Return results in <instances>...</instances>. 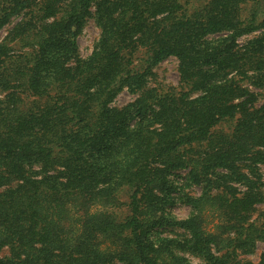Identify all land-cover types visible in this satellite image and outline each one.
Here are the masks:
<instances>
[{
	"label": "trees",
	"instance_id": "1",
	"mask_svg": "<svg viewBox=\"0 0 264 264\" xmlns=\"http://www.w3.org/2000/svg\"><path fill=\"white\" fill-rule=\"evenodd\" d=\"M191 1L0 0V31L21 17L0 42V264H188L183 253L241 264L264 243V212L251 221L264 204V104L242 87L264 88V0ZM93 4L101 37L75 62ZM171 56L181 92L107 107ZM224 121L234 124L217 130ZM123 188L129 214L118 221L102 208ZM176 202L187 219L169 212ZM171 229L189 238L164 237Z\"/></svg>",
	"mask_w": 264,
	"mask_h": 264
},
{
	"label": "rangeland",
	"instance_id": "2",
	"mask_svg": "<svg viewBox=\"0 0 264 264\" xmlns=\"http://www.w3.org/2000/svg\"><path fill=\"white\" fill-rule=\"evenodd\" d=\"M206 1L207 0H192L190 3L191 5L187 6V8L189 10L194 7L197 8L199 6H202ZM251 4H252L251 0H246L244 5H246V7H249V5ZM64 8L65 7H62L59 12L63 11ZM20 21H21V17H14L8 24H6L2 28V30L0 31V42L8 34V32L11 29H13V27ZM50 22H52V19L48 20L45 23H50ZM100 24L102 25L100 18L98 19V6L97 4H93L89 9V14L85 19L84 26L77 37L78 54L75 62L85 61L93 55V52L95 51V48L101 37ZM225 35L226 33H217L214 35H210L207 39L209 41L217 40L221 37H224ZM261 35H262L261 31H257L252 34L243 35L242 37L238 38L236 42L239 48H243L247 46L249 43H251L253 40L259 38ZM31 40H32V36L29 35L25 39V42H29ZM25 50L27 51L26 47ZM141 53H145L143 49H140V52L137 54V57H140ZM75 62L71 61L68 64V67L74 66ZM136 62H138V58L135 59V63ZM242 87L249 90V92H252L257 95V102L254 104L255 108H260L262 104H264V88L263 89L255 88L249 85L248 83L245 84L242 83ZM183 88L185 87L182 84H180L179 60L177 57L171 56L170 58L166 59L164 62L160 63L158 66L152 69L151 75L147 77L145 86L141 90H138L136 92H131L127 88H124L116 95L114 99L111 100V102H109L107 107L122 109L130 104H133L138 99H141L145 96L153 97L155 94L164 95L170 92H174L176 94L177 92H181ZM6 94H7L6 92L0 93V98L5 97ZM17 96L23 99V105L25 103H28L29 101H32V97H30L29 95L25 96L24 94H17ZM197 96L198 93H193L191 95V99ZM154 108L156 109L157 107ZM233 124L234 121L221 122L218 124L217 130L219 131L229 130V128L232 127ZM257 168H258V173L260 174L261 177V182L264 183V165L258 164ZM187 172L188 171L185 170L179 172L177 175L184 178ZM170 179L176 180L177 182L180 181V178L177 177L176 175L171 176ZM234 187L238 191H244V188H242V186L240 185L235 184ZM200 192L201 190L199 187H195V186L184 187V193H189L192 196H198ZM115 198L116 200L114 204L103 207L102 209L104 210V212H107L108 214L112 215L118 221H122L129 214V209L127 206L129 201V192L127 188H123L122 191L117 192ZM168 208H169V212L177 220H185L190 215V208L180 202H176V204ZM262 212H264V204L256 205L255 212H253L251 216V221L260 220V214H262ZM204 220L206 223L205 230L207 232L215 233L216 225L219 223L217 216L211 213L205 214ZM171 230H172L171 232L169 231L165 232L163 236L170 239H181V240L189 238V235L180 229H174V230L171 229ZM7 254H8V250L4 249L1 252L0 256L4 257ZM181 255L188 261V264H206L201 258L193 254L183 253ZM240 259L242 260L241 264H264V243L256 244L255 252H253L252 254H244L240 257Z\"/></svg>",
	"mask_w": 264,
	"mask_h": 264
}]
</instances>
